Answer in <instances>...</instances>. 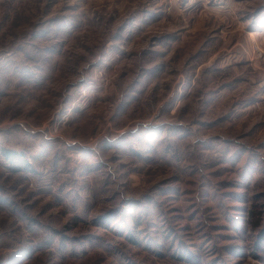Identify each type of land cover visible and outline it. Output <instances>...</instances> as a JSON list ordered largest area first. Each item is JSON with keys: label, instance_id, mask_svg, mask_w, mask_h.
I'll list each match as a JSON object with an SVG mask.
<instances>
[{"label": "rangeland", "instance_id": "obj_1", "mask_svg": "<svg viewBox=\"0 0 264 264\" xmlns=\"http://www.w3.org/2000/svg\"><path fill=\"white\" fill-rule=\"evenodd\" d=\"M0 264H264V0H0Z\"/></svg>", "mask_w": 264, "mask_h": 264}]
</instances>
